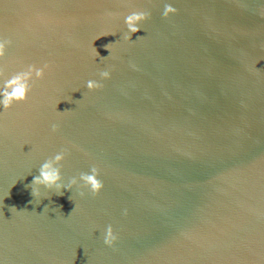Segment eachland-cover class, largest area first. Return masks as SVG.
Segmentation results:
<instances>
[{"label": "water", "instance_id": "obj_1", "mask_svg": "<svg viewBox=\"0 0 264 264\" xmlns=\"http://www.w3.org/2000/svg\"><path fill=\"white\" fill-rule=\"evenodd\" d=\"M164 2L0 0L12 41L0 84L49 65L27 101L0 106L3 264H264V0H169V18ZM136 8L151 16L133 41L94 58L92 40L117 32L94 41L107 56ZM65 147V182L95 166L102 190L30 203L39 166Z\"/></svg>", "mask_w": 264, "mask_h": 264}, {"label": "clouds", "instance_id": "obj_2", "mask_svg": "<svg viewBox=\"0 0 264 264\" xmlns=\"http://www.w3.org/2000/svg\"><path fill=\"white\" fill-rule=\"evenodd\" d=\"M178 9L174 6V3L165 0L162 15L165 18L178 13ZM109 17L119 16L120 13L108 12ZM151 16V11L147 8H136L129 11L126 14H123V22L126 25V31L122 34L120 33V38L115 42H110L104 47L108 50L109 54L107 56H102L98 48L95 46L94 41L97 39L107 36L115 35L116 31L103 32L97 35L92 40L91 53L94 58L99 57V60L103 61L108 57L114 55L113 45L118 43L119 40L124 41H133L132 34L138 33L141 31L142 24L148 20ZM143 36H138L137 39H141ZM12 44V41L5 39L3 36H0V60L5 56L9 46ZM258 63V61H257ZM135 67V66H134ZM49 69L47 63L42 65L29 64L25 67L23 71L17 72L11 75L8 79L4 80L0 84V106L3 109H10L15 103L21 101H27L29 99V94L32 90V82L34 79H44L46 73ZM99 79H89L87 80L86 87L89 90L100 89L104 85V81L110 80L112 78V68L104 67L98 69ZM80 91L79 89H74L73 92ZM62 100H58L54 105V110L62 115L66 112L71 111L72 109H64L61 111L58 108V105ZM52 131L57 132L60 129L59 123H53L51 125ZM69 154V149L67 147L62 148L60 151H57L53 156L48 158L39 166V174L33 177L30 187L32 188V195L35 197L34 200L30 201L33 204H40L45 197L50 198L51 193L54 192L57 195H64V190L73 191L75 186H80L82 188L89 189L92 193H99L103 188V181L100 179V170L99 168L93 166L90 172H82L79 174V177L73 176L68 182H65L63 175V162L66 160ZM82 182V184H81ZM14 185V184H13ZM48 189L47 192H42L41 189ZM10 192H8V195ZM81 196H84L83 191L80 192ZM72 199V197H69ZM48 205L45 206V208ZM62 208V205L59 206ZM17 210L15 206L11 207V211ZM124 215H127V209H124ZM104 242L108 246H114L115 242L119 239L117 232L114 230L113 226L109 224L106 229H104ZM0 264H3V261L0 260Z\"/></svg>", "mask_w": 264, "mask_h": 264}]
</instances>
